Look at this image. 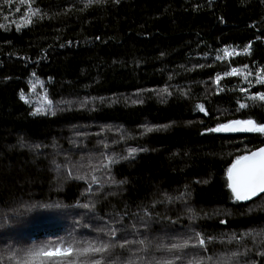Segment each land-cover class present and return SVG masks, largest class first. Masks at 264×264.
Wrapping results in <instances>:
<instances>
[{
	"label": "trees",
	"instance_id": "trees-1",
	"mask_svg": "<svg viewBox=\"0 0 264 264\" xmlns=\"http://www.w3.org/2000/svg\"><path fill=\"white\" fill-rule=\"evenodd\" d=\"M87 4L0 0V252L123 225L127 239L153 244L200 232L213 239L188 256L264 264V193L238 203L227 187V168L264 136L206 132L264 123V101L248 98L264 93V0ZM232 68L240 75L225 76ZM105 157L118 162L101 167Z\"/></svg>",
	"mask_w": 264,
	"mask_h": 264
},
{
	"label": "snow or ice",
	"instance_id": "snow-or-ice-1",
	"mask_svg": "<svg viewBox=\"0 0 264 264\" xmlns=\"http://www.w3.org/2000/svg\"><path fill=\"white\" fill-rule=\"evenodd\" d=\"M102 3L105 0H88L89 6L92 3ZM119 2V0H115ZM5 4L11 5L12 0H4ZM31 0H20V4L30 5ZM20 8H16V12H19ZM39 9L27 12L25 16L21 17V21L25 24L32 23V17L39 15ZM3 27V25H0ZM21 24H16V29L19 31ZM98 39V38H97ZM248 45L245 48V52H248ZM225 56H230L227 48L224 49ZM220 60L222 57L217 56ZM247 69V65L244 66ZM250 74V73H249ZM35 75V73H33ZM225 76L240 75V71L236 68H232L230 72L224 73ZM222 79L220 75L215 77V81L219 84ZM247 79V76L245 77ZM257 83L264 84V75H257ZM250 83V82H249ZM35 85H33V88ZM220 89H218L219 91ZM164 91H167L165 89ZM241 92H245L246 89L241 88ZM249 99L264 101V93H256L249 96ZM20 99L25 103H29L26 99L23 91L20 93ZM47 108L52 107V101L45 95ZM201 112H205L203 104L197 106ZM239 107L245 108L243 103L239 104ZM33 115L47 114L45 107H37L34 109ZM55 115V112H52ZM166 127V126H164ZM146 132L153 131V128H145ZM208 133H258L264 136V123H258L255 119H235L230 120L227 123H218L215 127L207 128ZM37 147H39L37 145ZM107 147V146H105ZM136 149H129L128 156L135 154ZM107 163H103L101 167L107 168L108 165L118 162L115 157H105ZM55 163V162H54ZM60 168V165H57ZM95 171V169H94ZM69 176H71V169L68 170ZM76 179L88 180L87 175L77 176ZM227 187L231 190L232 197L236 201H247L253 197H257L259 194L264 193V147H258L255 151L245 152L244 155H237L231 165L227 168ZM99 183L97 176L92 175L89 181L88 191H91L92 184ZM121 183H123L121 181ZM170 199V198H169ZM82 207L86 209L94 208V205L83 204ZM189 212H192L189 209ZM149 214L145 212V216ZM195 214L193 213V219ZM143 221V218H141ZM223 222V221H222ZM146 229L150 228L148 223L143 225ZM87 227V225H85ZM135 229V225H133ZM98 233H102L106 238L95 239H76L59 240L56 242L42 243L39 245H32L27 248L19 249H7L5 252H0V264H227L226 260L217 259L213 262L211 256H188L189 250L202 249L207 251V243L212 241V237H208L207 241L204 235L200 232H193L185 238L175 239L171 243L156 242L153 244L151 240L139 239L129 240L126 238L127 230L121 225L120 229L111 225L107 228L96 229ZM118 231L121 233L118 236ZM244 235H250L245 233ZM233 237H230L232 239ZM242 239V237L237 238ZM139 245L140 247L132 252V246ZM150 249H154L157 253H168L169 256H156L153 255L148 258L147 255L141 256L139 253H148ZM238 253H232L231 256H236ZM185 257H188L185 260Z\"/></svg>",
	"mask_w": 264,
	"mask_h": 264
},
{
	"label": "water",
	"instance_id": "water-1",
	"mask_svg": "<svg viewBox=\"0 0 264 264\" xmlns=\"http://www.w3.org/2000/svg\"><path fill=\"white\" fill-rule=\"evenodd\" d=\"M226 134H249V133H246V132H244V133H240V132H238V133H226ZM260 147H264V144H262ZM257 149V148H256ZM255 149V150H256ZM255 150H253V151H255ZM228 182V181H227ZM229 189V188H228ZM229 191H230V193H231V190L229 189ZM263 193H261V194H259L258 196H260V195H262ZM231 195H232V193H231ZM257 196V197H258ZM256 197H253L251 200H253V199H255ZM251 200H247V201H236V202H238V203H245V202H249V201H251Z\"/></svg>",
	"mask_w": 264,
	"mask_h": 264
},
{
	"label": "rangeland",
	"instance_id": "rangeland-1",
	"mask_svg": "<svg viewBox=\"0 0 264 264\" xmlns=\"http://www.w3.org/2000/svg\"><path fill=\"white\" fill-rule=\"evenodd\" d=\"M197 110H199V108L197 107Z\"/></svg>",
	"mask_w": 264,
	"mask_h": 264
}]
</instances>
